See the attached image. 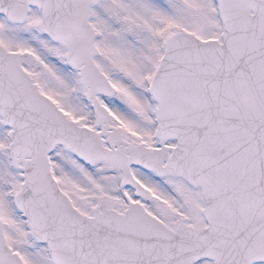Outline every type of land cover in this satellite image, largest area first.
Returning a JSON list of instances; mask_svg holds the SVG:
<instances>
[{
    "label": "snow or ice",
    "instance_id": "obj_1",
    "mask_svg": "<svg viewBox=\"0 0 264 264\" xmlns=\"http://www.w3.org/2000/svg\"><path fill=\"white\" fill-rule=\"evenodd\" d=\"M0 264H264V0H0Z\"/></svg>",
    "mask_w": 264,
    "mask_h": 264
}]
</instances>
